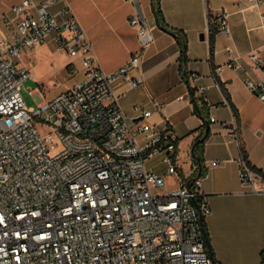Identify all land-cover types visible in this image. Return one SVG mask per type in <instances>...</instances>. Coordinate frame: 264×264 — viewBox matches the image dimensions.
<instances>
[{"label": "built area", "instance_id": "built-area-1", "mask_svg": "<svg viewBox=\"0 0 264 264\" xmlns=\"http://www.w3.org/2000/svg\"><path fill=\"white\" fill-rule=\"evenodd\" d=\"M57 1L21 0L11 8L20 16L15 25L0 29V264H220L206 245L201 217L211 208L202 198V176L179 169L170 127L158 129L143 105L129 115L115 92L121 79L132 86L143 81L129 75L140 52L105 70L70 5L52 10ZM248 3L260 7L264 0ZM228 16L225 9L216 16L227 32ZM129 22L145 33L138 15ZM52 34L56 48L80 59L81 69L69 65L82 76L51 97L39 86L27 88L35 101L28 105L23 88L32 74L17 58ZM251 56L263 77L245 83L264 101V61ZM204 89L196 85L194 94L210 105ZM232 128L237 132L236 123ZM155 155L159 160L149 163ZM240 177L257 189L243 149Z\"/></svg>", "mask_w": 264, "mask_h": 264}, {"label": "crops", "instance_id": "crops-1", "mask_svg": "<svg viewBox=\"0 0 264 264\" xmlns=\"http://www.w3.org/2000/svg\"><path fill=\"white\" fill-rule=\"evenodd\" d=\"M20 1H4L1 30L12 28L19 19L11 8ZM67 3L85 27L105 70L119 68L134 52H140L139 65L131 68L129 75L140 74L143 81L136 86L127 79L118 81L115 92L120 104L132 116L137 113L135 105H143L152 110L147 119L158 129L170 127L177 136L178 167L192 175L199 174L192 147L202 119L195 111L191 88L205 86L214 119L204 145L201 190L211 208L205 221L214 258L220 264H259L264 249V175L260 172L264 171V101L245 80L263 77L262 65L253 66L251 55L256 53L264 61V5L249 6L248 0H160L167 23L187 35L185 77L180 44L174 34L157 24L152 0H139L152 36L145 44L137 26L129 22L131 16L138 15L134 0H60L51 8L57 12ZM224 9L229 12L230 31L218 28L212 52L210 25ZM3 14L8 15V21L2 19ZM53 36L44 43L56 48ZM66 55L62 65L70 71L69 64L74 62L81 69L78 57ZM192 73L199 75L197 80ZM72 75L73 84L82 71ZM195 97L198 99L200 93ZM234 123L237 132L232 128ZM242 149L254 170L257 189L241 181ZM214 160L218 162L213 164Z\"/></svg>", "mask_w": 264, "mask_h": 264}, {"label": "rangeland", "instance_id": "rangeland-1", "mask_svg": "<svg viewBox=\"0 0 264 264\" xmlns=\"http://www.w3.org/2000/svg\"><path fill=\"white\" fill-rule=\"evenodd\" d=\"M5 0H0V16L2 14L1 7ZM20 64L30 69L32 77L25 81L23 95L28 103H35L34 97L29 93L27 88L39 86L46 97L67 89L72 84L73 75L69 69L62 63L67 60L66 53L61 49H56L52 44L46 42L36 47L26 50L17 58ZM160 155L152 156L148 159L149 163L159 160ZM160 172L165 170L164 164L157 166Z\"/></svg>", "mask_w": 264, "mask_h": 264}, {"label": "trees", "instance_id": "trees-1", "mask_svg": "<svg viewBox=\"0 0 264 264\" xmlns=\"http://www.w3.org/2000/svg\"><path fill=\"white\" fill-rule=\"evenodd\" d=\"M152 8L156 16L157 24L162 29L169 31L176 36L180 44V49H181L180 50V62H181L180 66L183 70L184 76L188 77V72L185 69V64L188 58L187 56L188 39H187L186 33L183 30L174 28L167 23L164 17L162 8H161L160 0H152ZM217 30H218L217 24L211 23L210 25V45H211L212 52L214 50L215 34ZM191 94H192V100L195 105V111L197 115L202 119V123L200 127L198 128V134L193 141V160L198 165L199 175H202L205 172L204 145L210 133V124L212 120H211L210 113H209V108H208L209 105H207L206 103H203V104L198 103V99L195 97V94H194V88H191ZM234 111H235L236 116H238V111L235 107H234ZM260 172H262L264 175V171L260 170ZM200 201H201V197H196L194 200L195 203H200ZM202 224L204 227V233L206 237V245L209 250L207 239H210V237H209V232L207 229V224L205 221V216L202 218ZM211 249L213 253L212 245H211ZM262 256H264V249L262 250Z\"/></svg>", "mask_w": 264, "mask_h": 264}, {"label": "water", "instance_id": "water-1", "mask_svg": "<svg viewBox=\"0 0 264 264\" xmlns=\"http://www.w3.org/2000/svg\"><path fill=\"white\" fill-rule=\"evenodd\" d=\"M134 3L136 5V10H137V13H138V16L140 17L141 19V22L144 24L145 26V33H143L142 35H140V40L143 44L147 43L148 41L151 40V33H150V29H149V26H148V23L146 21V18L142 12V8H141V5L139 3V0H134ZM203 36V34H202ZM208 130V128H207ZM192 154H193V147H192ZM203 218V217H201ZM208 241V246H209V252L210 254L213 256V253H212V249H211V242H210V239H207Z\"/></svg>", "mask_w": 264, "mask_h": 264}]
</instances>
